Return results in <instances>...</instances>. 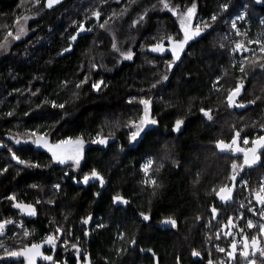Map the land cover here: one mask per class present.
Returning a JSON list of instances; mask_svg holds the SVG:
<instances>
[{
  "label": "trees",
  "instance_id": "obj_1",
  "mask_svg": "<svg viewBox=\"0 0 264 264\" xmlns=\"http://www.w3.org/2000/svg\"><path fill=\"white\" fill-rule=\"evenodd\" d=\"M35 1L0 0V46L11 40L8 52L0 51V223L6 227L0 264H27L24 255L9 253L32 244L52 257L38 264H155L154 257L158 264H192L193 251L216 264L223 258L264 264V251L231 260L234 234L225 235L232 226L264 247V204L256 198L264 158L248 168L244 156L217 147L239 133L249 150L264 135V3L69 0L48 11L46 0ZM28 14L30 34L16 39L18 21ZM182 20L201 34L173 63L171 52L151 49L182 40ZM241 43L246 46L237 49ZM237 87L240 108L228 101ZM142 100L157 123L132 141ZM32 133L53 146L81 140L79 164L57 162L32 143ZM100 139L106 143L93 142ZM93 170L103 183L90 178L77 187ZM236 180L221 199L220 189ZM117 197L127 208L115 207ZM49 236L56 247L46 243Z\"/></svg>",
  "mask_w": 264,
  "mask_h": 264
},
{
  "label": "snow or ice",
  "instance_id": "obj_2",
  "mask_svg": "<svg viewBox=\"0 0 264 264\" xmlns=\"http://www.w3.org/2000/svg\"><path fill=\"white\" fill-rule=\"evenodd\" d=\"M58 2V0H48V6L51 7L53 5V3ZM165 7H167V4H165ZM225 8L227 7L226 5L224 6ZM195 9V5H193V7L191 9L188 10L187 13V18L190 19L193 11ZM94 15L97 17V19H99L100 17V13L96 12L94 13ZM213 19L215 20V16L213 17ZM107 23V22H105ZM186 24V20H182L181 21V25L184 28V37L182 40L179 41H175L173 42V47H172V55L174 57L173 63H175L176 60L180 59V53L183 51L184 46L188 43V41L190 39H192L193 36H199L200 30L199 28L196 29L195 32H189L188 28L185 26ZM101 27H103L104 25L101 24ZM235 25H233L234 27ZM80 31H84V25L81 24L79 26ZM20 32H23V28L20 29ZM9 35H11V33H9ZM16 39H19V34L16 36ZM73 41L77 39L76 36H73L71 38ZM171 40V38H169ZM113 47L115 48L116 46L113 45ZM237 49L241 48L242 45L237 44L236 45ZM153 52H163L164 48L161 45H156L154 47H152L151 49ZM65 51H70V49H66ZM262 51H264V47H262ZM126 59H131L132 58V53L128 52L127 54H124ZM169 68H171V65H169ZM241 71H243V69H241ZM164 79L167 80L168 77L164 76ZM85 83L87 82V80L84 81ZM101 83H103V81H101ZM77 87H80V85H77ZM92 87L94 89H99L100 85L99 84H93ZM153 87H155V85H153ZM240 89L239 87H237L235 89V91H233L229 96H228V101L231 104L233 102V97L235 95H237L239 93ZM142 104L145 105V112H144V116L141 118L139 124H135L134 123V127H135V131H133L131 133V140L132 141H136L138 137L141 136L142 133L145 132L146 126L148 125H155L157 123V121L150 119L149 115H148V104L149 102L147 100H142L141 101ZM56 105L53 104V107H55ZM59 107H63V105H60ZM201 111L204 113L205 116L208 117L209 120L212 119V116L210 114V111H205L203 109H201ZM183 122L180 120H177L176 122V126L175 129L176 131H178L180 129V126ZM33 136H36V133H32ZM237 136H239V133H236ZM94 143L98 142L101 144H105L106 140L104 139H100L99 141H93ZM245 143H248L247 140L244 141ZM17 144H20L21 142L19 140L16 141ZM33 144H35L37 147H47L48 146V141L43 137V136H36V139L32 141ZM233 144L236 143L235 139L232 141ZM254 144L257 147H254L253 149H251V152L253 153V157L254 159L256 158L255 153L257 152L258 148H264V136L260 137L257 141L254 142ZM217 147L221 148V149H225V148H230L231 145H227L225 144L223 141H219L217 144ZM81 148H82V141L81 140H77L75 142H73L71 139L68 140H61L58 144L49 147V150L52 151L53 154V158L57 160V162L59 163H66L68 160H72L74 161L77 165L79 164V160H80V152H81ZM239 150V149H238ZM14 159H17L15 156H13ZM22 162V161H21ZM245 163H248V160L246 158ZM236 165H233V168H235ZM145 171H147V167L145 168ZM90 178H97L101 180V183H103L102 178L99 177V174L93 170V172L91 173V177L90 176H84L83 178V183L87 184L89 182ZM153 183H155V181H153ZM57 187H59L57 185ZM225 189L221 188L220 189V193H218V195H220L221 193H225ZM226 197L224 195H221V199H225ZM256 198L257 200L264 204V187L261 188L260 192L256 194ZM14 199V198H13ZM117 200H120L122 198L117 197L115 198ZM126 203V201H125ZM16 207H21L19 204L16 205ZM27 208V212L28 215H34L35 214V209L32 208V206H25ZM213 211H215V209H213ZM149 217L148 216H144V220H148ZM85 223H87V221H85ZM166 223H170L172 226H175L176 221L175 220H169L166 221ZM4 223H0V232L3 231L4 229ZM248 227L251 228L253 227L252 223L249 222L248 223ZM59 231V229L57 230ZM261 232L264 233V226L261 227ZM46 243L49 245H53L55 246V238L53 236H49L46 240ZM252 246H256L257 245V240L255 238H253L252 240ZM249 245L247 243V241H245V247L247 248ZM42 245L41 244H32L30 248L25 249L24 252H10L9 255L12 257H18L21 255L26 256L27 262L28 264H36V257L38 256H42V253L40 251ZM233 250H235L236 245L233 244L232 245ZM220 251H223V249H220ZM264 251V250H262ZM193 256H199L200 254L196 251H193ZM247 253H245L246 255ZM231 255V253H230ZM45 260H51L52 257L50 256H44L43 257ZM254 264V262H253Z\"/></svg>",
  "mask_w": 264,
  "mask_h": 264
},
{
  "label": "flooded vegetation",
  "instance_id": "obj_3",
  "mask_svg": "<svg viewBox=\"0 0 264 264\" xmlns=\"http://www.w3.org/2000/svg\"><path fill=\"white\" fill-rule=\"evenodd\" d=\"M30 32V31H29ZM189 32H192V29H190V31ZM27 36H29V35H27ZM246 40L244 39V40H241V42H245ZM259 46V48H261V45H258ZM235 105H241V100L239 99V100H237L236 102H235V104H233V106H235ZM241 107H243V106H241ZM237 108H239V107H237ZM236 108V109H237ZM238 110V109H237ZM155 127V125H149V126H147L146 127V129H153ZM262 136H264V135H262ZM261 136V137H262ZM259 139V138H258ZM235 141H236V143L235 144H230L231 145V147L230 148H228V150H230V151H233L234 153H239L240 155H242V156H244V158H243V162H244V166L245 167H248V168H251V167H253V166H257L259 163H263V158H264V148H258V150H257V152L255 153V156H256V158L254 159V157H253V153L251 152V149H253L254 147H257L255 144H254V146L252 147V148H250L249 150L248 149H245L243 146H241V141L239 140V137L237 136V135H235ZM248 141V140H247ZM247 144V143H246ZM239 149V150H238ZM246 158H247V160H248V163L246 164L245 163V160H246ZM239 180H241V178L239 179ZM239 180H236V181H233L232 182V187H230L229 188V190H226V193H223V195L227 198L228 196H229V192H227V191H230V190H232V188H234V187H236V185H237V183L239 182ZM262 187H264V181H263V185L261 186V188ZM262 204V203H261ZM262 226H264V224L262 225ZM261 226V227H262ZM232 226H230L229 228H226V230H225V235L226 234H228L229 235V238H230V235L231 234H234V239H232V242H231V246H230V251H229V255H230V253H231V255H230V259L232 260V258L234 259L235 258V256H236V254H238V253H240L242 256H245V257H247V258H249V256L250 255H253V256H256L257 254H261V251L262 250H264V247L261 245V244H259L258 242H257V245L256 246H252V243L250 242V240H249V238H247V237H242V238H240L239 237V235L238 234H236V230H235V228H232ZM217 235L219 236L218 238L220 239L221 238V234H220V232H218L217 233ZM261 235L264 237V233H262L261 232ZM245 241H247V243H248V247L246 248L245 247ZM57 243H55V247L57 246L56 245ZM233 244H235L236 245V248H235V250H233V248H232V245ZM264 245V244H263ZM58 248V247H57ZM221 249H223V248H221ZM259 250V251H258ZM217 252L218 253H224V249H223V251H220V247H217ZM42 253V252H41ZM245 253H247L246 255H245ZM43 253H42V256H38L37 257V259L39 260V261H41V260H43ZM23 258H25L26 259V256H23ZM211 257H209V258H207V259H210ZM206 259V256H201V255H199V256H193V261H191V263L192 264H216V263H214V262H212V261H210V260H207ZM27 260V259H26ZM253 262H254V264H256V261L255 260H252L251 261V264H253ZM39 263V262H38ZM57 263H59V262H57ZM220 263H225V264H227V258H223V259H220L219 260V262H218V264H220ZM27 264H28V262H27ZM60 264V263H59ZM155 264H157L156 263V260H155Z\"/></svg>",
  "mask_w": 264,
  "mask_h": 264
},
{
  "label": "rangeland",
  "instance_id": "obj_4",
  "mask_svg": "<svg viewBox=\"0 0 264 264\" xmlns=\"http://www.w3.org/2000/svg\"><path fill=\"white\" fill-rule=\"evenodd\" d=\"M260 4L264 3V0H257ZM39 1H35L36 6L39 5L38 4ZM33 19L32 14H28L27 16L23 17L21 20L18 21V24L16 26L15 29V33H14V37L16 38V36L19 34V40L25 39L27 37V35L30 34L29 32V22ZM23 28V32H20V29ZM197 29V28H196ZM242 46H246L245 44L241 43ZM249 45L251 46L252 43L250 42ZM11 46V40H8L6 42H4L1 46H0V51H2L3 53H7L9 48ZM172 47L173 44L170 47H163L164 51L163 52H156V53H161V54H165L166 52H171L172 53ZM183 52V51H182ZM182 52L180 53V55L182 54ZM264 54V53H263ZM148 115L150 118V113H149V109H148ZM151 119V118H150ZM149 126V125H148ZM147 127V126H146ZM140 138V137H138ZM137 138V139H138ZM53 145L48 144L47 147H40V149H42L43 151L49 153L51 156H53L52 151L49 150V147H52ZM6 227H4L3 230H5ZM221 249V248H220ZM39 260L36 257V264H38ZM220 264H225V263H220Z\"/></svg>",
  "mask_w": 264,
  "mask_h": 264
},
{
  "label": "water",
  "instance_id": "obj_5",
  "mask_svg": "<svg viewBox=\"0 0 264 264\" xmlns=\"http://www.w3.org/2000/svg\"><path fill=\"white\" fill-rule=\"evenodd\" d=\"M69 0H58V2L56 3H53V5L51 7L48 6V0H46L45 2V6H46V9L48 11H54L58 8H60L63 4H65L66 2H68ZM242 93V89H240L239 93L237 95H235L233 97V102L231 103V105L235 104V102L239 99V95ZM236 107H239V105H236ZM182 130V126H180V129L178 131L174 130V132L176 134H179V132ZM76 182V181H74ZM77 183V182H76ZM89 184H85L83 182L81 183H77V187H87ZM114 204H115V207H124V208H127V202L125 203V200L122 198L120 200H117V199H114ZM154 259L156 260V263L158 264V260L154 257Z\"/></svg>",
  "mask_w": 264,
  "mask_h": 264
},
{
  "label": "bare ground",
  "instance_id": "obj_6",
  "mask_svg": "<svg viewBox=\"0 0 264 264\" xmlns=\"http://www.w3.org/2000/svg\"><path fill=\"white\" fill-rule=\"evenodd\" d=\"M248 25V24H247ZM258 45H260V44H258ZM242 69V68H241ZM150 167V166H149ZM55 264H59V263H55Z\"/></svg>",
  "mask_w": 264,
  "mask_h": 264
},
{
  "label": "built area",
  "instance_id": "obj_7",
  "mask_svg": "<svg viewBox=\"0 0 264 264\" xmlns=\"http://www.w3.org/2000/svg\"><path fill=\"white\" fill-rule=\"evenodd\" d=\"M252 45H254V44L252 43ZM252 45H251V46H252Z\"/></svg>",
  "mask_w": 264,
  "mask_h": 264
}]
</instances>
